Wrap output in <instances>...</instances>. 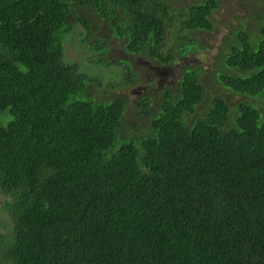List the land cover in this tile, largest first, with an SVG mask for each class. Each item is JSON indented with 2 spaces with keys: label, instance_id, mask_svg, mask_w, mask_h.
I'll list each match as a JSON object with an SVG mask.
<instances>
[{
  "label": "trees",
  "instance_id": "obj_1",
  "mask_svg": "<svg viewBox=\"0 0 264 264\" xmlns=\"http://www.w3.org/2000/svg\"><path fill=\"white\" fill-rule=\"evenodd\" d=\"M177 1L0 0V196L11 221L0 264H264V11L225 35L212 65L240 100L208 95L203 69L184 67L161 97L140 100L144 126L125 121L123 96H96L99 80L63 60L76 23L96 29L93 13L127 53L171 65L186 52L161 51L168 20L182 17L195 49L221 6ZM105 54L97 63H112Z\"/></svg>",
  "mask_w": 264,
  "mask_h": 264
},
{
  "label": "rangeland",
  "instance_id": "obj_2",
  "mask_svg": "<svg viewBox=\"0 0 264 264\" xmlns=\"http://www.w3.org/2000/svg\"><path fill=\"white\" fill-rule=\"evenodd\" d=\"M197 1L200 0L177 1L175 6L182 8ZM220 2V8L214 12L213 16L217 22L216 29L200 31L197 34L199 41L195 49L191 41L186 40V37L180 33L182 17L175 16L174 13L173 20H168L161 51L164 54L176 49L186 52L182 56L177 53L171 65L152 61L144 54L127 53L123 41L113 34L108 23L93 13L90 19L96 29L88 33L85 25L76 23L64 41L63 60L67 64L77 63L80 72L99 80L100 87H94L91 92L101 99L123 96L127 102L125 107L127 123L147 125L146 116L138 113L140 100L144 97L152 100L161 97L164 88L177 84L184 67H201L203 69L201 77L208 95L225 97L234 103L240 100L241 95L224 89L213 78L212 65L224 52L225 35L236 25L244 24L247 28L253 27L257 16L264 11V0H220ZM103 52H106L105 56L110 60L114 59L111 64L97 63L102 58L99 55ZM127 63L134 67L136 73L137 82L132 86L126 85L129 76ZM4 198L0 196V233L11 225L9 217L2 208Z\"/></svg>",
  "mask_w": 264,
  "mask_h": 264
}]
</instances>
